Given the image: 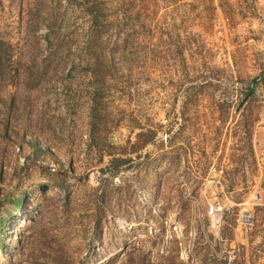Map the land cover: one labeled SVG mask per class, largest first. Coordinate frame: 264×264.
<instances>
[{"label": "rangeland", "instance_id": "1", "mask_svg": "<svg viewBox=\"0 0 264 264\" xmlns=\"http://www.w3.org/2000/svg\"><path fill=\"white\" fill-rule=\"evenodd\" d=\"M260 75L264 0H0V264H264Z\"/></svg>", "mask_w": 264, "mask_h": 264}, {"label": "built area", "instance_id": "2", "mask_svg": "<svg viewBox=\"0 0 264 264\" xmlns=\"http://www.w3.org/2000/svg\"><path fill=\"white\" fill-rule=\"evenodd\" d=\"M248 88L252 93L259 95V96H264V75H260V76L256 77L251 82V84L248 86ZM240 98H244L243 93L240 94ZM162 138L164 140H167L168 134L165 133V135H163ZM256 145L260 146V142L256 141ZM218 172H219V177H216L214 179V182L222 184L223 183V180H222L223 177L222 176H223L224 169L220 168V170ZM252 199L254 200V204H260L261 203V201L263 199L261 187H259L255 191V193H253ZM220 211H221V208H219L215 203L210 205V207L208 208V212L212 213L214 215H217ZM240 220H241L242 225L247 227L253 223L254 217H253L251 211L244 209L241 213V219ZM230 259H232V257H230Z\"/></svg>", "mask_w": 264, "mask_h": 264}, {"label": "crops", "instance_id": "3", "mask_svg": "<svg viewBox=\"0 0 264 264\" xmlns=\"http://www.w3.org/2000/svg\"><path fill=\"white\" fill-rule=\"evenodd\" d=\"M260 102L264 104V96L260 98ZM264 109V105H263ZM249 140L252 142L254 157H255V166L258 168V178L261 180V183L264 182V110L260 114V119L256 123V127L253 131H250L248 136ZM256 141L260 142V146L256 145ZM220 163L221 166H226V163ZM228 165V164H227Z\"/></svg>", "mask_w": 264, "mask_h": 264}, {"label": "trees", "instance_id": "4", "mask_svg": "<svg viewBox=\"0 0 264 264\" xmlns=\"http://www.w3.org/2000/svg\"><path fill=\"white\" fill-rule=\"evenodd\" d=\"M115 160H119V158H116ZM22 203H23V199L22 198L18 197V198L15 199V204H16L17 207L22 206Z\"/></svg>", "mask_w": 264, "mask_h": 264}, {"label": "water", "instance_id": "5", "mask_svg": "<svg viewBox=\"0 0 264 264\" xmlns=\"http://www.w3.org/2000/svg\"><path fill=\"white\" fill-rule=\"evenodd\" d=\"M251 95V93L249 94V96Z\"/></svg>", "mask_w": 264, "mask_h": 264}]
</instances>
